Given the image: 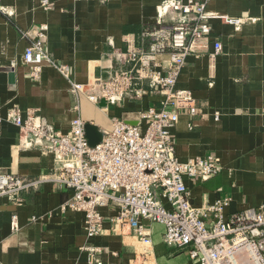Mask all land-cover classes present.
I'll return each mask as SVG.
<instances>
[{
	"label": "crops",
	"instance_id": "crops-1",
	"mask_svg": "<svg viewBox=\"0 0 264 264\" xmlns=\"http://www.w3.org/2000/svg\"><path fill=\"white\" fill-rule=\"evenodd\" d=\"M41 1L1 0L10 14L0 11V171L31 180L51 174L54 156L23 147L20 128L5 120L9 110L17 105L25 116L36 109L63 132L77 112L70 83L56 67L44 64L40 79L30 75L31 65L24 60L30 37L45 28L51 56L68 65L73 79L85 83L129 69L131 64L122 62L119 52L127 51L129 42L149 51L151 39L143 32L169 28L174 15L161 13L166 0H49L50 8ZM207 9L244 22L236 28L213 20L208 51L187 57L177 87L193 92L198 114L181 112L174 140L181 161L210 154L221 159L218 175L185 177V182L196 205L230 197V214L264 204V0H209ZM214 40L223 44L215 57ZM168 58V50L156 56L162 62ZM136 86L144 89L142 97H125L115 104H95L82 95V118L104 133L117 118L138 122L140 111L161 106V95L152 91L148 80ZM69 196L70 191L44 182L23 192L20 206L0 197V264H86L91 247L100 248L97 257L103 264H193L188 249L164 242L161 223L145 222L151 246L128 227L115 231L109 216L116 212L109 207L100 208L106 216L104 232L88 237L84 214L60 208ZM14 213L16 230L11 226Z\"/></svg>",
	"mask_w": 264,
	"mask_h": 264
},
{
	"label": "built area",
	"instance_id": "built-area-1",
	"mask_svg": "<svg viewBox=\"0 0 264 264\" xmlns=\"http://www.w3.org/2000/svg\"><path fill=\"white\" fill-rule=\"evenodd\" d=\"M208 1L166 0L161 4V13L174 12L173 24L143 32L144 37L151 39L150 50L128 41L127 51L119 52V56L122 62L131 64L129 69L85 83L73 79L68 65L57 63L51 56L46 48L45 28L30 37L24 53L25 62L31 65L30 75L40 79L44 64L56 67L70 83L77 115L70 129L63 132L36 109L28 110L25 116L17 105L9 110L5 120L20 128L23 147L52 153L54 167L51 174L36 180L0 171V197L20 206L25 200L23 192L51 182L70 191L60 208L84 214L88 237L104 232L106 216L100 208L109 207L116 212L109 216L115 231L128 227L141 242L151 246V229L145 222L161 223L165 227L164 242L188 249L193 264H264V204L230 214H226L231 202L228 196L194 204L185 177H214L223 170L221 159L210 154L181 161L176 154L174 129L181 112L198 114L193 92L177 87L187 57L208 51L213 20H223L236 28L244 22L243 18L209 11ZM49 3L41 1L45 8H50ZM0 11L10 14L1 0ZM24 35L29 33L25 31ZM222 49V42L214 40L211 56ZM167 50V60L156 59L157 54ZM144 80L150 82L154 93L161 95V106L152 104L140 111L137 124L115 119L111 129L103 133L102 141L91 146L85 130L87 121L80 114L81 96L95 104L140 98L145 91L136 83ZM214 117L219 119V112ZM11 226L18 228L17 213L12 215ZM88 250L86 264H103L97 257L100 248Z\"/></svg>",
	"mask_w": 264,
	"mask_h": 264
},
{
	"label": "water",
	"instance_id": "water-1",
	"mask_svg": "<svg viewBox=\"0 0 264 264\" xmlns=\"http://www.w3.org/2000/svg\"><path fill=\"white\" fill-rule=\"evenodd\" d=\"M105 104V101H102V105ZM130 124H137V122H129ZM85 130H86V136L89 140V143L91 146H96L97 144H99L102 139H103V132L100 131V129L98 128V126L87 122L86 126H85Z\"/></svg>",
	"mask_w": 264,
	"mask_h": 264
}]
</instances>
